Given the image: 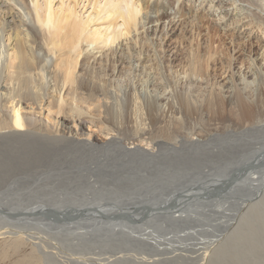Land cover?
I'll list each match as a JSON object with an SVG mask.
<instances>
[{"label":"bare ground","instance_id":"bare-ground-1","mask_svg":"<svg viewBox=\"0 0 264 264\" xmlns=\"http://www.w3.org/2000/svg\"><path fill=\"white\" fill-rule=\"evenodd\" d=\"M83 1L91 6L85 17L77 10ZM149 1L0 0V239H5L0 242V264H227V257L228 264H264V199L259 198L264 191V112L241 131L259 136L255 145L226 144L204 152L198 140L178 137L192 116L189 126L197 124L201 129V113L216 104L201 85L190 89L197 79L207 81L200 60L208 65L210 59L215 66L214 53L188 52L179 60V73L174 71L180 75L175 82H171L173 73L165 77L157 70L165 61L171 65L176 57L161 61L154 53L152 68L160 83L130 87L123 98L109 80L125 77L126 52L141 55V44L138 49L136 40L132 46L127 43L131 33L134 39L135 32L149 22L169 18L170 23L166 11L143 21ZM165 3L170 2L157 0L153 5ZM194 3L220 21L227 14L234 16L237 31L246 22L264 33V0ZM180 7L184 14L189 12L184 4ZM99 19L103 20L100 26L91 28V22ZM190 19L193 27L197 17ZM194 28L201 29L196 22ZM115 43L120 54L107 58L102 49L108 47L114 55ZM232 50L227 65L235 68L239 63L237 71L243 65L238 50ZM97 53L102 59L96 58ZM90 58L99 66L89 64ZM168 88L176 106L167 103V111L180 114V119L162 125L161 102ZM65 121H71L72 127ZM84 124L95 126L93 132L105 138L100 141L92 131L83 133ZM188 147L196 153L181 156L191 151ZM169 150L174 152L165 154ZM239 155L241 159L234 160ZM200 163L213 171L172 187L161 200L135 197L143 189L149 192L152 167L172 170L158 180L176 183L180 173L173 170H188ZM85 165L100 171L85 175L80 171ZM137 170L144 173L137 175ZM98 182L117 190L134 184L143 187L114 204H103V193L86 198L84 191L77 193ZM248 187L253 188L250 195ZM232 190L247 194V199L239 200L229 212L226 196ZM217 200H223L217 207L203 204ZM197 206H204L199 210L222 229L203 236L206 229L195 225ZM154 224L177 232L157 234L151 228Z\"/></svg>","mask_w":264,"mask_h":264},{"label":"rangeland","instance_id":"rangeland-1","mask_svg":"<svg viewBox=\"0 0 264 264\" xmlns=\"http://www.w3.org/2000/svg\"><path fill=\"white\" fill-rule=\"evenodd\" d=\"M64 1L68 2L69 0ZM73 1L74 0H70V3L72 4ZM155 1L157 0L149 1L150 7L148 8L147 19H143V21L148 22L150 20H154L157 14L166 11L167 14L170 15V23H168L169 18L165 19L163 23L149 22L148 24H145L144 27H140L135 32V34L137 35L136 38L133 39L132 33L128 36V45L131 44L132 46L134 40H136L137 42L134 48H138L139 44H141V55H139L138 57L135 52H126L124 58L126 59L127 63L125 66H123L124 69H126L125 77L118 78L114 76L109 78V80H112V85L119 89L118 95L123 98L124 92L135 85L137 86L141 84L149 86L152 83L158 85L160 81L156 78L155 75L157 71H160L165 77L166 74L169 75L173 73L171 75V82H175V79L180 78V75L177 76L176 72L174 73V71H177L179 73L180 64L182 63L179 62V60L182 59L183 61L188 55V52L191 53L195 49H199V51H204V49H206V51L214 53L213 58H215L218 62L215 66H213L209 64V59L208 65H206L203 62L204 59H201L200 61L202 63V67L205 68L206 73H208V79L207 81H201L197 79L190 89L192 91L196 86L201 85L200 88L202 89V91H204V93L208 92L210 93V98H212L213 100L216 99V104L210 110L206 109L201 113V119L199 122V127L201 129L197 127V124L189 126L190 122L193 121L192 116L188 121H186V124H183L188 127L180 131V137H178V139L181 137H185L187 141L198 140L200 142L202 151L204 152H207L209 149H222L226 144L236 145L237 143H239L241 145H246L247 147L255 145L258 141H260L261 138L259 136L249 135L250 133L241 131L244 127H247L252 122H254L257 117L261 119L260 116L262 115L260 114L264 112V53L262 52V50L264 49V33H261V31H258L255 28H251L247 25L246 22H244L241 27L237 28V31L236 29H234L235 22L232 24L234 16L227 14L225 18L220 21L217 16L213 15L211 12L206 11L205 8L196 5L194 3V0H192L191 2H187L185 0H169L170 3H168V5L165 3V5L162 7L154 6L153 4ZM180 4H184L185 7H187V11L189 12H186L184 14L183 8L180 7L179 9ZM77 10L79 12H83V16L85 17L86 14L91 10V6L87 3V1H83L78 3ZM218 11L219 10H217V12ZM221 14H224V12ZM191 15L197 17V19L193 22V27H191V25L189 24ZM102 21L103 20L99 19L93 21V23L91 22V28H95V26L99 27ZM195 22L201 29L194 28ZM163 24L164 27L162 28ZM236 35L239 36V39L235 38V40H233ZM125 42L126 41H122V44H124ZM115 44L112 46L114 51L116 47ZM119 48L120 47L117 45V49L114 55H112V52L108 47H104L102 50L104 51V54H107V58L109 55L111 56V58H116V54H120ZM232 48L238 50L236 55H239L243 65V67L241 69L239 68L237 71L236 66H238L239 63L235 64V68L233 64H231V66L229 65L230 67L227 65V62H229L230 60L231 54H234L235 52L232 50ZM238 48H243L244 51ZM98 50H100V48L92 49L90 51L95 52ZM154 53L159 55L158 59L161 58V61L169 57H176V60L173 61L171 65L170 63L168 64L165 61V65L161 63V68L157 71H154V69L152 68ZM127 54H129L130 57H127ZM97 57L98 59H102L103 55L97 53L96 58ZM91 63L94 67L99 66V62H96V60L93 61L92 58H90L89 60V64ZM105 64L108 65V60ZM167 66L169 67V69H167ZM244 66L250 67V71H246ZM165 69H167V73L165 72ZM176 76L177 78H175ZM180 84L181 83L177 85ZM169 88L165 93L166 98L161 102V107H164L165 112L164 115H161L164 120L161 123L162 125L167 124L166 122L168 120L171 121L172 119H180V114H174L167 111V103H173V105L176 106L175 102L171 100L172 92ZM111 91L115 93L114 89H111ZM238 97H240V99H237ZM249 109L251 110V112L248 111ZM42 115H47V110L43 109ZM215 117L221 119H214ZM126 120L130 121V116ZM65 124L69 128L72 127L71 121H65ZM129 125H131V123H129ZM87 126L88 125L85 124L81 126L83 133L86 134L87 131H92L93 137L99 139L100 141L105 138L104 134H101L97 131L93 132L95 126L90 125L91 128L90 126ZM221 138L226 139L227 142H220L219 139ZM187 149L191 151L188 152L185 150L183 152V155L181 156L196 153L194 152L195 149L192 147H188ZM253 151L254 148L251 149L250 152ZM173 152L174 151L169 150L165 154H170ZM239 158L241 159L240 155L237 156L234 160H237ZM86 167L88 166L85 165L80 168V171L85 175H88L87 172H92L93 174H95L97 171H100L96 169L94 165H92V168H94L93 170H88ZM126 168L128 167H125L124 169ZM161 168L162 167H152L153 174H150L152 180L150 182H147L149 188L146 190L149 192L145 193L143 192V189V191H141V194L135 197L144 198L146 196L149 202L158 201L163 199V194L172 190V187L188 183L196 179L198 177L197 175H200L199 177H202L207 172L213 171V169L211 170L208 168V166L202 165L201 163L199 165L196 164L188 170H173L180 173L177 175L180 180L176 183H173L167 181L166 179H162L161 181L158 180L159 178L167 177L172 172V170H168V168ZM182 172L185 173V176ZM142 173H144V171L137 170V175ZM160 185L169 186L171 189H162ZM133 186L134 188H132ZM142 187V185L137 186L134 184L128 186V188L123 187L124 190H117L115 188H112V185L106 186L98 182L95 183L93 187H89L88 189H85V187H83V189L81 190V188H79L80 190L77 193L80 194V192L84 191V193L82 194L85 195L84 198L88 196L93 197V194L103 193V198H100L101 201H105L103 204H114L116 203V201L120 202V200L123 198L124 200H126L130 197H133L134 193H132L130 197L126 195V193H128L129 191H134L133 189H142ZM251 190H253L252 187L247 188V191H249L248 195L252 193ZM74 195L78 197L76 193ZM226 197V201H228V207L226 208L230 209L229 212H231V210L239 204V200L247 199V194L232 190ZM259 198H261L262 200L264 199V191L261 193ZM222 201L223 200H217L203 204L217 207L221 205ZM201 207L204 206H197L198 209L195 213L199 215V219L198 221H196L195 225H202V227L206 229L202 232V234L203 236L208 237L221 230L222 225L215 223L213 221V218L210 222L209 217L199 210ZM246 211H250V209H246ZM151 228L157 230V234L162 235L177 232V230H169L163 226H158L155 224L152 225ZM0 242L5 243V239L1 238ZM9 259H13V257H10ZM229 259L230 258L227 257L224 259V261L228 264ZM4 260L8 261V259Z\"/></svg>","mask_w":264,"mask_h":264}]
</instances>
